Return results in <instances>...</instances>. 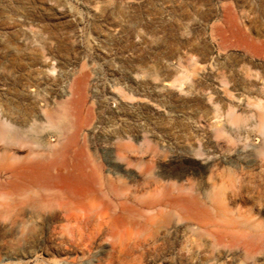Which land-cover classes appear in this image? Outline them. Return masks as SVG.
<instances>
[{"label":"rangeland","instance_id":"374dc122","mask_svg":"<svg viewBox=\"0 0 264 264\" xmlns=\"http://www.w3.org/2000/svg\"><path fill=\"white\" fill-rule=\"evenodd\" d=\"M0 127V166L187 199L79 242L0 177V264H264V0H0Z\"/></svg>","mask_w":264,"mask_h":264},{"label":"bare ground","instance_id":"6f19581e","mask_svg":"<svg viewBox=\"0 0 264 264\" xmlns=\"http://www.w3.org/2000/svg\"><path fill=\"white\" fill-rule=\"evenodd\" d=\"M9 152L11 151L3 150L0 159L2 155L10 156L8 155ZM1 166L0 177L5 179V183L14 190V193L25 196L28 202L37 203L39 208L48 209L57 205L60 218L65 219L67 223L64 227L71 228L72 235L75 234V239H78L79 242H84L87 239L85 234L87 229L90 231L88 237L92 239V236L101 232L105 227L114 230L125 226L128 218L127 213H137L141 216L145 210H148L153 212L148 218L149 221L156 222L159 216L172 218L175 210L187 202V199L176 197L171 190L166 191L161 197L143 201L138 193H129L120 187L118 185L122 181L120 178L108 177L106 179L102 178L103 175L100 177L99 173H102V170L98 166L88 168L83 165H69L54 160L52 162L28 161L15 166L9 163L6 166ZM3 183L0 181V187ZM33 194L36 195V198L32 197ZM66 195L67 197H65ZM99 195L103 197L105 204L99 200L97 203L99 201L100 205H106L102 207L105 210L103 209L101 212L106 211L105 214L107 215V210H113L115 213L113 217L111 216L112 218H109V221L102 218L105 214L97 215V208L101 206L97 205L99 206L95 208L97 211L93 209L96 205L95 198ZM93 196H95L93 200L95 202L91 200ZM90 200L94 207L90 206ZM195 200L190 202L195 204L199 201L194 203ZM93 210L99 217L96 218L93 215L97 220L92 218ZM54 214L56 213L54 212ZM34 217L39 219L41 215ZM133 224L143 227V224L136 220H133ZM124 250L122 245L120 251L124 252Z\"/></svg>","mask_w":264,"mask_h":264}]
</instances>
